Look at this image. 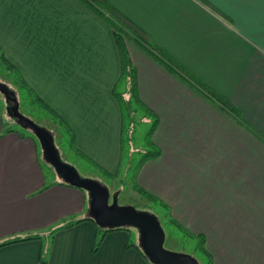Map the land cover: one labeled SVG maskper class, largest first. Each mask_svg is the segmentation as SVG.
Returning <instances> with one entry per match:
<instances>
[{"label": "crops", "instance_id": "1", "mask_svg": "<svg viewBox=\"0 0 264 264\" xmlns=\"http://www.w3.org/2000/svg\"><path fill=\"white\" fill-rule=\"evenodd\" d=\"M101 1L157 49L154 59L125 47L138 98L157 120L148 145L158 155L137 163L136 188L211 264H264V0ZM0 60L70 131L79 158L121 174L113 90L122 58L103 19L79 0H0ZM5 116L0 244L16 242L0 247V264H152L130 229L106 233L93 250L88 193L61 183L50 165L46 178L37 144L5 127ZM112 187L110 198L120 194Z\"/></svg>", "mask_w": 264, "mask_h": 264}, {"label": "rangeland", "instance_id": "2", "mask_svg": "<svg viewBox=\"0 0 264 264\" xmlns=\"http://www.w3.org/2000/svg\"><path fill=\"white\" fill-rule=\"evenodd\" d=\"M0 83H3L14 93V98L18 103L19 113L33 121L37 126L46 130V132L50 133L53 137L54 146L63 163L73 167L81 178L95 181L102 186L107 187L109 190H113L112 186H114V184L118 185L120 188V190H118L120 191V194L119 192H116L113 195L116 196L118 205H129L136 211L148 213L158 220L160 227L164 232V249L171 252L186 254L195 259L198 264H206L207 259L203 253L200 252V247L197 246L196 241L188 238L179 229L170 225L165 216V211L160 205L153 203L146 197L138 194L135 190L134 172L136 170V165L141 159H143L147 151L154 150L148 145V133L151 124L141 121L139 118L145 114L142 109L131 104L129 107L131 111L128 108H125V110L122 111L124 131L122 144L123 155L121 157V166L119 168V171L121 169V174L110 177L105 175L101 170L95 168V166L89 161L79 158L80 155L74 150L70 131L64 125L62 126L59 121L51 115V113L43 109L41 105L34 100L33 95H31L25 88L20 87L15 78V74L9 73L1 60ZM123 89L124 85L121 84L118 87V90L123 91ZM125 97V99L128 98L127 95ZM7 105L8 100H6V98L0 93V110L6 115L5 118L8 117L6 114ZM8 119L5 122L10 125L4 124V126L10 127L12 130L31 137L37 144L40 155H42L40 144L36 137L28 129L17 125L12 118L8 117ZM42 166L44 167L46 178H48L49 174L51 175L54 173L53 169L44 161H42ZM112 197L110 198V202L112 201ZM129 229L133 237L136 235L135 237L138 245L140 240L139 231L133 227H130Z\"/></svg>", "mask_w": 264, "mask_h": 264}, {"label": "water", "instance_id": "3", "mask_svg": "<svg viewBox=\"0 0 264 264\" xmlns=\"http://www.w3.org/2000/svg\"><path fill=\"white\" fill-rule=\"evenodd\" d=\"M8 100L14 104L11 116L36 137L46 161L54 169L60 181L88 193V209L99 227L136 228L140 233L139 245L152 264H198L195 259L186 254L163 248L164 232L154 216L138 212L129 205H118L116 196H113L110 202V194L106 187L95 181L81 178L75 169L63 163L54 146L52 136L19 113L17 100L13 98Z\"/></svg>", "mask_w": 264, "mask_h": 264}, {"label": "trees", "instance_id": "4", "mask_svg": "<svg viewBox=\"0 0 264 264\" xmlns=\"http://www.w3.org/2000/svg\"><path fill=\"white\" fill-rule=\"evenodd\" d=\"M81 3H83L87 8H89L93 13H95L97 16H99L101 19H103L112 29L113 31V36L115 38L116 44L119 47V50L121 52V58H122V68H121V74L120 77L115 84L114 90H113V95L116 98L117 102L119 103L121 110L124 111L125 108H128L130 110L131 104H134L136 107L142 109L145 111L147 116H151L153 119L148 136L153 133L154 128L156 126V119L147 109L143 107L141 104L139 98H138V90H137V83H136V77H135V71L130 65L129 58L126 53V43L129 42L131 44L136 45L139 47L143 52L148 54L149 56H152L154 59H157L152 52H154L155 49L151 44L145 39L143 34L135 28L131 23H129L125 18H123L120 14H118L114 9H112L109 5L105 4L101 0H79ZM161 52V51H160ZM165 59L168 65L174 66L178 70V73L173 71L171 68L165 65V67L171 71L172 73L178 75L181 77V74L185 71H182V68L169 56H167L164 53H160ZM160 62V61H159ZM182 72V73H180ZM186 74V73H185ZM187 76H190L187 74ZM192 78V77H190ZM193 80L198 86L202 87L201 83H198L196 80ZM124 85L123 92L118 90V87L120 85ZM0 93L6 98H14L15 95L12 91H10L3 83H0ZM124 94L128 95V98H124ZM6 99V100H8ZM15 99V98H14ZM13 107L12 101L8 100V105L6 107V114L8 117L12 118L14 122L17 123L20 127H23L20 125L17 120L11 116V109ZM133 110V109H132ZM131 111V110H130ZM129 111V113H130ZM24 128V127H23ZM26 129V128H25ZM46 131V130H45ZM122 131H124V121L122 124ZM48 135L50 133L47 132ZM51 136V135H50ZM158 155V151L152 150L149 152H146L143 159L149 158V157H154ZM42 159L43 161L49 165V163L46 161L45 156L43 155L42 152ZM141 159V161L143 160ZM71 167V166H70ZM73 168V167H72ZM74 169V168H73ZM107 176H115L117 175L116 173L114 175H110L108 173H104ZM65 184L64 182H61ZM66 185V184H65ZM136 190L144 197L149 198V195L145 192L142 191L141 189L136 188ZM152 198V197H151ZM153 200V199H150ZM83 221H90L93 224H95L97 230H98V237L97 241L94 246V251L97 250L98 246L100 245L103 237L105 236L106 233L116 231V230H122L126 229L128 230L129 228H101L99 227L94 220L91 217V212L89 209L87 210L86 217L83 219ZM80 222V221H78ZM34 237H30L28 239H33ZM27 239V240H28ZM26 240V239H25ZM18 241V240H17ZM16 241H8L5 243L0 244V247L4 245L11 244ZM137 248L141 252V254L145 257L140 245H137ZM202 248L200 247V250ZM203 255L206 257L207 262L206 264H211V259L210 256L206 253H203ZM146 258V257H145ZM147 259V258H146Z\"/></svg>", "mask_w": 264, "mask_h": 264}]
</instances>
